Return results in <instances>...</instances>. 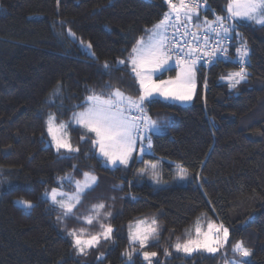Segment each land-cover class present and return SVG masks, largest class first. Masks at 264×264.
Segmentation results:
<instances>
[{
	"label": "trees",
	"instance_id": "trees-1",
	"mask_svg": "<svg viewBox=\"0 0 264 264\" xmlns=\"http://www.w3.org/2000/svg\"><path fill=\"white\" fill-rule=\"evenodd\" d=\"M225 10L226 0H206L200 15L212 19ZM168 11L165 0H0V264H97L100 252L104 264H127L122 253L129 224L145 217H156L160 224L159 238L148 250L158 253L155 259L161 264H222L221 253L174 251L176 238L184 239L197 218L229 228L228 253L242 240L252 252L247 264H264V28L252 24L238 29L250 53L248 79L237 89L220 79L236 70L221 62L197 73L191 105L161 100L148 105L151 117L167 125L165 133L153 136V152L145 155V160L163 158L161 186L135 178L142 163L127 169L103 166L90 142L80 141L81 130L71 132L73 144L80 147L75 159H63L45 144V115L56 112L47 101L58 84L62 91L55 99L65 111L57 115L65 121L81 110L74 106L90 90L107 95L111 85L128 95L137 93L130 69L117 61L126 59ZM105 62L111 65L107 71ZM169 161L187 168L186 183H175V163ZM85 171L96 175L97 184L83 197L77 215L104 202L112 213L106 222L114 235L78 256L67 229L81 222L59 224L43 196L57 186L58 177H82ZM66 185L64 190L72 189ZM16 200L35 206L26 211ZM83 226L98 230V225ZM134 259L144 264L142 258Z\"/></svg>",
	"mask_w": 264,
	"mask_h": 264
},
{
	"label": "snow or ice",
	"instance_id": "snow-or-ice-1",
	"mask_svg": "<svg viewBox=\"0 0 264 264\" xmlns=\"http://www.w3.org/2000/svg\"><path fill=\"white\" fill-rule=\"evenodd\" d=\"M165 3L169 11L151 30H147V40L139 38L127 58L117 61V65L130 69L139 86L134 96L111 85L107 86V95L90 90L84 102L74 106L81 110L72 111L65 121L59 118L64 115L63 102L57 103L55 99L61 95V85L58 84L51 93L47 103L54 106L56 112L48 113L45 129L51 146L61 158L75 159L74 154L80 152V147L73 144L71 132L81 130L80 141L90 142L94 149L92 154L101 158L105 166L127 169L133 163H142L143 167L137 169L135 178L143 180L147 177L153 185L161 186L163 158L145 160V155L153 152V136L165 133L167 125L151 117L148 105L157 103L159 98L180 102L192 100L197 73L221 62H230L236 69L220 77L229 89H237L248 79L250 49L238 29L252 24L264 28V0H226L225 14H214L212 19L207 15L201 19L200 9L206 5V0H179L178 3L165 0ZM69 36L75 38L70 29ZM87 47L91 48V44ZM233 47L234 52L231 50ZM103 68L107 71L111 65L105 62ZM172 70L176 72L174 79L162 78L165 72ZM207 87L205 77L204 88ZM175 168L178 181L189 178L183 164L175 163ZM73 171H76L75 166ZM82 176V180L71 174L58 177L57 186L43 196L51 211L56 213L59 224L71 219L81 222L80 226L67 229L71 246L78 256L87 255L90 249L99 248L102 242L111 241L114 235L111 222H106L112 213L104 202L93 204L87 215H77L83 197L97 183L92 171H85ZM66 184L71 186V191L64 190ZM17 203L24 209L35 206L29 200ZM83 225H98V230L92 232ZM159 235L160 224L156 217L130 222L128 247L122 253L127 264H135L134 257L142 258L144 264H161L155 259L158 253L148 250L154 246L150 242L158 239ZM184 235V239L177 237L172 245L175 252L187 256L198 252L221 253L224 264H247L246 259L227 258L230 230L222 222L209 219L205 227L197 218L193 228L187 229ZM231 252L240 258L252 255L242 240L231 245ZM169 255L165 248L164 256ZM104 260L105 253L100 252L97 264H104Z\"/></svg>",
	"mask_w": 264,
	"mask_h": 264
},
{
	"label": "rangeland",
	"instance_id": "rangeland-1",
	"mask_svg": "<svg viewBox=\"0 0 264 264\" xmlns=\"http://www.w3.org/2000/svg\"><path fill=\"white\" fill-rule=\"evenodd\" d=\"M226 11V10H225ZM201 17H204V16H202L201 15ZM156 25V24H155ZM153 28V27H152ZM151 28V29H152ZM150 29V30H151ZM144 37V39L145 40H147V38H148V36H147V34L145 35V36H143ZM85 50L88 52V53H90V50H89V48H87L86 46H85ZM175 75H176V72H175V74L173 75V76H171V75H165V73L163 74V79H170V78H175ZM224 83H226L225 81H223ZM137 87H139L138 86V84H137ZM228 87V86H227ZM196 88H197V79H196ZM195 94H196V89H195V92H194V94H193V98H192V100H190V101H186V102H180V101H165V100H163L162 98H159V100H161V101H163V102H167V103H169V104H176V105H179V106H189V105H191L192 103H193V100H194V97H195ZM47 115L48 114H46L45 115V118H44V126H45V120L47 119ZM67 121V120H66ZM46 130V129H45ZM46 134H47V132H46ZM45 144L47 145V146H50V147H52L51 146V143H50V138L47 136V138H46V141H45ZM52 149L53 150H55L53 147H52ZM101 159V158H100ZM101 161H102V164H103V166H105V164H104V162H103V160L101 159ZM105 167H108V168H113V167H111V166H105ZM175 172H176V168H175ZM76 179H83V176L82 177H76ZM145 181H148V182H150L148 179H147V177H144L143 178ZM174 179H175V183H178V184H180V185H183L184 183H186V181L187 180H185V181H178L176 178H175V175H174ZM151 183V182H150ZM97 184V183H96ZM66 186H68V185H66ZM95 187V186H94ZM72 190V189H71ZM71 190H68V191H71ZM65 191H67V190H65ZM18 201H20V200H16L15 201V203L17 204V205H19L17 202ZM20 206V205H19ZM22 207V206H21ZM23 208V207H22ZM24 209V208H23ZM26 211H28L29 209H25ZM215 221V220H214ZM206 224H207V222L204 224V226L206 227ZM175 251V250H174ZM229 253L227 252V258L229 259V260H231V259H248V258H250V257H248V258H240V257H234L233 256V254H232V252H231V246H230V248H229ZM176 253H178V252H176ZM178 254H183V255H185L184 253H178ZM222 264H224V258H223V262H222Z\"/></svg>",
	"mask_w": 264,
	"mask_h": 264
},
{
	"label": "built area",
	"instance_id": "built-area-1",
	"mask_svg": "<svg viewBox=\"0 0 264 264\" xmlns=\"http://www.w3.org/2000/svg\"><path fill=\"white\" fill-rule=\"evenodd\" d=\"M174 2H175V3H178L179 0H174ZM205 8H206V5H204V6L201 7V9H205ZM201 9H200V10H201ZM170 31H171V30H170Z\"/></svg>",
	"mask_w": 264,
	"mask_h": 264
}]
</instances>
